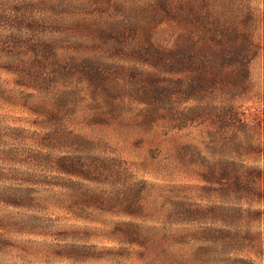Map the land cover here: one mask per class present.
Returning <instances> with one entry per match:
<instances>
[{
  "label": "rangeland",
  "instance_id": "obj_1",
  "mask_svg": "<svg viewBox=\"0 0 264 264\" xmlns=\"http://www.w3.org/2000/svg\"><path fill=\"white\" fill-rule=\"evenodd\" d=\"M26 1L38 16L32 38L53 50L0 53V119L26 130L10 141L11 155L0 154V169L10 170L6 184L33 187L26 207L0 202V264H264V225L235 213L240 204L261 208V180L249 176L264 167L261 56L243 89L225 84L226 67L215 85L192 91L190 73L168 53L198 35L218 43L210 27L150 0ZM241 4L208 5L222 21ZM246 4L250 24L234 17L218 26L246 29L255 44L261 5ZM55 58L74 69L52 82ZM46 153L75 156L88 179L45 169ZM229 159L246 169L224 175ZM235 175L249 191L230 186Z\"/></svg>",
  "mask_w": 264,
  "mask_h": 264
},
{
  "label": "trees",
  "instance_id": "obj_2",
  "mask_svg": "<svg viewBox=\"0 0 264 264\" xmlns=\"http://www.w3.org/2000/svg\"><path fill=\"white\" fill-rule=\"evenodd\" d=\"M150 1L151 5L155 2L157 10L164 11V14H171L176 17L177 14L180 13L182 14V16L178 17L180 20V17L187 15V17L183 18H192L194 21L203 24V26L205 25V27H210L211 29H209L211 32H214L211 33L213 34L211 35L213 39L220 37V39L218 38V43L209 45V42H198L200 38L198 35L194 39L195 41H193V39L190 41L191 43L189 46L183 45V43L179 42L168 53L169 58L178 63L176 65H179L180 68L186 69L190 73L189 86L192 88V91H196L198 87H209L215 85L217 83L216 79L221 77L219 72L220 69L226 67H228L233 73L231 79L228 81L225 80V84L227 83L229 86L236 88L245 87L249 78L250 62L258 56H261L264 62V0H258L261 5L259 10L262 35L260 42L255 44L252 42L251 35L246 29H239L237 26L231 25L233 27H230L228 30L222 32L223 30H221L218 26L224 23L229 25V22L235 21L232 20L234 17L236 18L237 23H243L246 24V26L250 24L254 20V13L250 9H246V3L249 0H241L242 4L239 7L240 9H235L234 16L229 17L226 15L222 21L220 13L213 14L212 16V13L209 11L208 4L210 0H179L178 2H171L169 0ZM150 1L148 4L149 6ZM221 3L224 4V2ZM31 6L32 5L29 2L27 3L26 0H0V53L3 58L8 59L10 57V54L8 55L3 49H16L21 52L23 50H27L28 46L30 49L32 46H35L37 50L42 46L45 48L46 52L47 48L48 50H53V43H50V46L48 47L47 45H42L38 42V40L32 38V34H30L31 28L34 24L38 23V16L33 13L31 14ZM101 23H105V21L103 20ZM121 23H124L123 20ZM12 45L16 46L14 47ZM11 50L8 52L10 53ZM55 60L56 61L53 65L57 70L51 72L49 74L50 76L48 75L49 77H52V79H49L52 82H57L55 78L59 77L58 75L69 74L74 69V66L68 65L66 62L61 63L56 58ZM85 60L86 59H84V61ZM36 61L37 59L29 61V63L27 62L28 68L30 67L29 65ZM84 67H86V62L83 64V70ZM26 68L23 72H21L24 73L22 77H27L28 75L31 77L33 73H30L29 69ZM30 77H28V79H31ZM0 91H2L1 85ZM192 91L190 92L193 93ZM262 98L264 102V92ZM60 100L64 99L60 98ZM222 110L224 115L227 116L228 119H226L229 120V124L235 125L237 121L236 119H239L238 114L235 112V106L233 104H228L225 105ZM262 114V122L264 124V108ZM25 132L26 130L24 128L9 127L0 119V154L3 156L11 155L14 149H12L13 143L10 141L15 140V136L20 137V134H24ZM40 148L43 149L42 146H40ZM38 152L40 153V151ZM262 153L264 158V144L262 147ZM44 156L47 160L44 167H46L45 169H49V171H53L57 174L77 176L79 178L82 177L83 179H88L87 177L90 175L88 172L90 170L77 162L76 157L73 155L59 154L52 158L51 154L46 153ZM223 162L224 175H228L227 172L230 173L231 169L239 172V169L246 167L243 162H237L232 159L225 160ZM7 173H10V170L7 172L6 169H0V202L16 207L28 206L27 204L33 201L32 198H29L33 187H26L22 183L18 185L10 183L6 184L5 181L8 179L6 176ZM245 176L248 177V174H245ZM249 176L253 177L255 180H261V189L258 194V200L261 203V208L252 209L251 206L244 208L243 205L240 204L235 206V213H252L264 225V167L257 172H249ZM44 177L47 178V176ZM53 179L56 180L54 177ZM70 181L73 182L72 180ZM230 181V186L235 187L237 190L245 189L246 192L250 190V182L242 181L239 175H235ZM262 257L264 261V252ZM242 262L245 264H251V262L246 260Z\"/></svg>",
  "mask_w": 264,
  "mask_h": 264
}]
</instances>
